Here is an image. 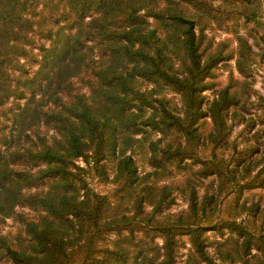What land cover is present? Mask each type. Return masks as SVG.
<instances>
[{
  "label": "trees",
  "instance_id": "1",
  "mask_svg": "<svg viewBox=\"0 0 264 264\" xmlns=\"http://www.w3.org/2000/svg\"><path fill=\"white\" fill-rule=\"evenodd\" d=\"M228 6L250 19L260 1L0 0V108L12 104L1 114L10 124L0 126V225H22L13 240L0 231L6 264H179L180 236L190 245L184 264H264V233L235 220L209 226L216 194L197 193L210 176L218 195L264 186L259 144L222 153L254 103L247 39L236 34L226 49L206 34ZM230 59L241 77L230 72L205 99ZM176 170L181 183H159ZM88 174L116 182V199L95 192ZM178 189L187 210L160 216ZM208 229L229 234L210 240Z\"/></svg>",
  "mask_w": 264,
  "mask_h": 264
},
{
  "label": "rangeland",
  "instance_id": "2",
  "mask_svg": "<svg viewBox=\"0 0 264 264\" xmlns=\"http://www.w3.org/2000/svg\"><path fill=\"white\" fill-rule=\"evenodd\" d=\"M260 1V8L258 9L257 14L248 19L243 8L228 6L230 10L229 15L226 18L220 19V24L213 22L212 27L206 30L208 37L213 39L214 43L226 41V49H234L236 47L235 35L239 34L247 39V42L251 45L252 49L255 52L254 63L252 65V90L254 94L252 97L253 104L249 107V114H246L245 122H238L233 126L229 134V145L226 149L222 150V153L225 157L229 158L231 154L234 153V146H237V149L243 148L248 144H259L260 149H264V99L261 102V106L258 105V97L261 95L264 98V0ZM232 72L234 76L241 77L235 69V63L233 59L227 61H221L218 63L215 68V77L213 80L212 87L210 89H205L202 91V94L205 95V99H211L213 97L214 91L224 86L229 78V73ZM74 87L79 90H83L84 87L79 83L78 80H74ZM151 85H148L150 88ZM174 97L173 104L179 106L178 96L175 94H168V96ZM12 105L10 102L5 106L0 108V126L2 122L5 121L2 117V110H5L7 107ZM4 120V121H2ZM232 121V120H231ZM230 121V122H231ZM40 130L44 133L51 134V130H47L45 126H41ZM8 131V128L5 129V132ZM159 135H155L152 138L155 139ZM136 137H140V134H137ZM209 147L201 149L204 153L209 152ZM218 151V150H217ZM134 156L138 159L139 169L141 173L150 170L149 167L144 163L141 155V147L139 146L133 152ZM186 163H190L193 169L198 167V163H192L190 159L184 160ZM76 163L84 165V162L81 159H77ZM110 178L113 174L112 161L109 159L106 162ZM85 166V165H84ZM89 186L98 193L107 194L111 200H115L116 196L114 195L118 189V184L114 181H103L98 176L88 174ZM183 173L181 171H173L172 174L168 177H165L159 183L166 184H178L182 182ZM215 177H207L201 180V184L197 185V193L199 199L204 194V192L215 193L216 198L212 202L211 206L206 205V208H211L209 214V220L214 224L223 219L235 220L244 224L251 232L256 234L264 233V186H255L252 188L243 187L242 192L239 197L235 193L221 191L218 195V192H215V186L217 184ZM38 188H42L39 186ZM175 196L174 202L167 206L160 216L172 215L179 212H184L187 210L188 204L185 196L180 192V189L173 192ZM244 204V207L241 205ZM149 208V207H148ZM17 211L23 212L24 216L27 218H32L35 216V212L26 208V207H17ZM22 230V225L17 218H7L0 225L1 234H4L8 237L9 240H13L20 234ZM227 234L221 236L219 233L215 232L212 229L205 231V235H208L210 240H222L224 237L228 236V232L224 230ZM113 238V236H110ZM158 243L161 242L160 238H157ZM189 243L186 236H180L178 239L177 245V262L179 264H184L187 252L189 249ZM210 246V250H212ZM256 252V250H252ZM0 264H6L4 257L0 253Z\"/></svg>",
  "mask_w": 264,
  "mask_h": 264
}]
</instances>
